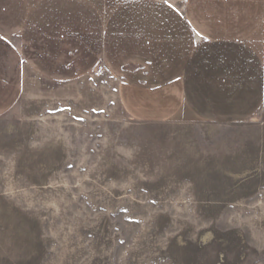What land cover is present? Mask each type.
I'll use <instances>...</instances> for the list:
<instances>
[{
	"label": "rangeland",
	"instance_id": "374dc122",
	"mask_svg": "<svg viewBox=\"0 0 264 264\" xmlns=\"http://www.w3.org/2000/svg\"><path fill=\"white\" fill-rule=\"evenodd\" d=\"M0 264H264V101L139 122L103 69L23 97L0 118Z\"/></svg>",
	"mask_w": 264,
	"mask_h": 264
},
{
	"label": "crops",
	"instance_id": "0c3cea01",
	"mask_svg": "<svg viewBox=\"0 0 264 264\" xmlns=\"http://www.w3.org/2000/svg\"><path fill=\"white\" fill-rule=\"evenodd\" d=\"M263 23L264 0H0V118L103 69L131 120L243 123L264 101Z\"/></svg>",
	"mask_w": 264,
	"mask_h": 264
},
{
	"label": "water",
	"instance_id": "95a60500",
	"mask_svg": "<svg viewBox=\"0 0 264 264\" xmlns=\"http://www.w3.org/2000/svg\"><path fill=\"white\" fill-rule=\"evenodd\" d=\"M171 5H172L173 7H175L176 10H177L180 14L183 13V3H182V2H173V3H171Z\"/></svg>",
	"mask_w": 264,
	"mask_h": 264
},
{
	"label": "snow or ice",
	"instance_id": "6c2138e0",
	"mask_svg": "<svg viewBox=\"0 0 264 264\" xmlns=\"http://www.w3.org/2000/svg\"><path fill=\"white\" fill-rule=\"evenodd\" d=\"M169 7H172V5H168ZM197 35H200L199 33H197ZM202 39H206V37H202Z\"/></svg>",
	"mask_w": 264,
	"mask_h": 264
}]
</instances>
